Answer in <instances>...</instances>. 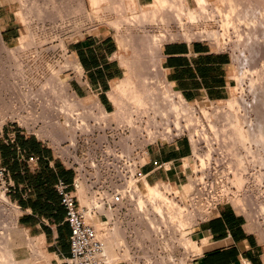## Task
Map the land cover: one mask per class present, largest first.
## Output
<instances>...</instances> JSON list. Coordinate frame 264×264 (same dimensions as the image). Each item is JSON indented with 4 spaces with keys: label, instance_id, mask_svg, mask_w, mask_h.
Returning <instances> with one entry per match:
<instances>
[{
    "label": "rangeland",
    "instance_id": "obj_1",
    "mask_svg": "<svg viewBox=\"0 0 264 264\" xmlns=\"http://www.w3.org/2000/svg\"><path fill=\"white\" fill-rule=\"evenodd\" d=\"M88 1L1 0L4 5L0 7V38L2 36L4 43L0 39V122L3 120L0 123V128L12 126L27 130L32 137H38L40 141L44 139L48 143L47 145L58 150V154L66 158H73L82 167H87L98 157L96 145L103 143V140L106 139H103L102 136L105 137L108 134L95 135L97 129L103 130L104 126L99 127L94 124V121L116 122V127L111 131L112 135L118 134L117 126L123 125L128 147L124 146V139L113 138L107 140V143H110L113 149L122 150L125 157L127 155L132 160L133 158L137 160L146 145L150 143L145 141L144 143L143 136L146 138L149 133L155 130L154 126L145 122L149 114L153 115L152 110L148 108L150 103H158L164 108L168 107L169 101L172 102V107H180L185 103L195 115V119L198 118L195 123L198 130L192 134V128L185 127L187 122L183 119L180 122L179 130H174V125H171L173 128L171 132L177 133L176 135L183 134L182 137L189 139L192 144L193 154L186 160L188 165L186 176L177 183L158 181V184L159 188L174 201L193 207L197 212L195 213L196 221L185 226L182 232L180 228H174L169 224L166 227L162 226V229L166 228L162 233L150 232L147 219H140L141 217L139 218V215L136 214V193L138 192L145 198L147 190L144 186H139V191L137 188L133 194H130L131 202L126 199L116 205L117 208L109 209L112 211L111 219H107L106 209H100V211L104 212L107 217L87 216L88 211L94 214V202L92 203L91 198L88 197V192H90L89 195H94V192L90 188L91 185L84 180L78 195L81 204L85 205L88 210L86 211V221L94 225L101 242L104 241L103 236L108 235H104V233H109V229L106 228L118 223L123 233L126 234L130 255L132 254L131 257L124 259V245H114L111 251H104L105 258L109 261L108 264L119 259H124V262L128 264H193V258L201 253L202 249L194 235L196 224L208 214L215 202L222 200L229 201L238 211L247 216L249 229L258 234L264 246V167L260 166L264 161L259 160L260 163L256 161L260 157L262 160L264 159L262 153L264 149L262 150L261 147L259 158H253L256 161L254 163L251 155L246 156L242 147L240 149V146H234L231 151L225 147L227 143L234 142L229 140L226 135L229 130L232 131L237 120L241 121L242 118L250 119L251 117L252 120H250L253 122L260 118L264 121V75H262L264 73L260 74L264 71V67H262L264 66V28L261 27L262 30L259 26V15L253 13L256 4L253 2L245 7L241 3L240 8H236L237 10L232 12L233 15H237V12L238 15L240 14V17L235 16L237 20L232 15L236 22L244 19L237 25L233 21V26L228 28L231 33V40H229L227 37L220 38L225 30L222 27L221 16L218 14L219 9L224 8L222 0H206L207 4L201 5L206 10L205 14L199 12V6L195 0H184L183 3L182 0H170L172 4L179 7L178 13L182 17L180 22L184 25L172 20L164 23L157 16H147L146 19L141 20L138 17L139 13L134 15L133 12L129 13L126 18L124 10L136 9L147 13L146 11L151 10V5L150 7L139 6L130 2L129 6L124 8L122 2L102 0L98 5L92 6L88 4ZM187 9L195 10L197 17L189 20L185 13ZM3 14L7 15V21L11 20L15 25L14 38L9 41H6L7 32L4 31ZM24 15L25 19H23ZM140 23L150 24V27L141 29L137 26ZM250 24L256 29V33L254 28L248 26ZM98 25L115 33V38L120 46L121 61L126 68L127 77L125 76L124 86L120 91L126 114L119 118L112 114H103L100 110L97 112L95 110L97 114H101L96 116L93 112L96 107L93 98L77 97L72 90L71 79L80 73V68L74 60V56L68 51V42ZM232 27L236 28L241 34L240 36L245 37L244 39L251 40L253 38L251 40V44L255 40L253 46L250 45V42L249 47L245 46L248 43L242 42L243 46L234 44L236 32L232 31ZM23 33L28 35V42L21 43L19 36ZM147 33H150L149 36H153L154 40L162 38L161 43L170 39L202 38L212 42L217 49L229 50L236 65L237 84L232 95L228 99L215 101L203 99L182 101L178 92L164 80L158 66L159 50L156 48L155 42L149 40ZM210 33H214L217 40L212 35L211 38ZM162 34L164 35L161 36ZM246 36L251 38L248 39ZM20 44H22L21 48L18 47ZM255 47L257 49H254ZM259 48L263 53H260ZM253 56L258 57H255V62L252 61ZM18 62L21 63L20 67L17 65ZM251 62L255 64L253 65ZM256 64L258 66L255 68ZM253 66L254 69H251ZM258 68L260 73L255 70ZM145 87L149 88L143 105L147 107V114L143 115V120L140 122L137 112L131 111L135 110V107L130 95ZM143 106L139 109L142 110ZM68 109H72V111ZM130 112L132 113L129 123ZM71 114L74 115V119ZM254 117L256 120L253 119ZM156 118L160 119L159 116ZM181 118H183L182 114ZM181 124L185 128H182ZM134 125L139 129L135 128L136 130H134ZM71 132L75 135V146H70L67 150ZM79 133L84 136L82 139H79ZM197 134L199 135L197 136ZM172 136L159 135L152 142L155 143ZM237 150L241 152L242 156L244 155L243 163L247 166H244L247 169L246 173L242 170L244 177H247H245V184L243 181L241 188L234 183L233 179L235 171L239 170L238 167L236 168V163L233 162L234 157L231 153ZM200 154L201 157H199ZM72 155H76V157ZM248 158L250 163L247 161ZM102 169L105 170L104 167ZM102 169L101 176L103 177L105 175ZM88 172H92L96 179H102L101 176L98 178L100 174H94V169ZM115 174H112L109 181L118 188L123 184L117 180ZM6 208L9 215H7L8 213L2 214L0 210L2 217L0 230L3 233L0 232L8 237L9 248L14 252L15 257L18 260L26 259L22 246L25 235L17 224L16 227H11L13 226L11 224L12 215L16 219L17 210L10 204L6 205ZM143 208L152 217L147 202L143 203ZM101 223L103 224L101 225ZM99 225L100 227L105 226L103 230L99 228L101 232L97 228ZM184 239H188L192 243L190 245L186 243V245ZM28 244L32 247L30 241ZM27 260L30 262L29 259ZM32 263L30 262V264Z\"/></svg>",
    "mask_w": 264,
    "mask_h": 264
},
{
    "label": "crops",
    "instance_id": "obj_2",
    "mask_svg": "<svg viewBox=\"0 0 264 264\" xmlns=\"http://www.w3.org/2000/svg\"><path fill=\"white\" fill-rule=\"evenodd\" d=\"M114 2L124 3V8L130 2L150 7L153 0ZM88 4L92 5L90 0ZM3 5L0 0V7ZM132 12L134 15L139 13L141 20L151 17L149 11L126 9V18ZM2 18L5 20L6 41L12 40L15 25L11 20L7 21L6 14ZM137 26L145 29L150 24ZM119 48L115 33L102 25L68 42V51L80 68V73L71 79L75 95L93 98L97 111L111 115L116 109L111 98L113 93L122 105L124 116L120 91L124 86L126 68ZM158 66L164 80L186 101L228 99L237 84L231 52L217 49L207 40H166L159 49ZM11 137L14 141L9 140ZM47 144L44 139L40 141L38 137H32L27 130L12 126L0 128V164L6 166L10 174L12 189L9 197L17 206L16 224L25 235L22 243L24 258L35 264H67L70 227L54 183L58 178L72 183L74 171L57 155L54 147ZM192 154L190 140L182 136L169 142L150 143L146 148L145 163L141 166L145 183L180 182L186 176V160ZM30 156H36V161H29ZM153 160L168 161L170 168L154 166ZM194 235L202 249L193 258V264H262L264 261V246L258 234L249 229L247 216L229 201L218 202L206 217L200 219ZM108 262L105 258V264ZM110 264L128 263L119 259Z\"/></svg>",
    "mask_w": 264,
    "mask_h": 264
},
{
    "label": "bare ground",
    "instance_id": "obj_3",
    "mask_svg": "<svg viewBox=\"0 0 264 264\" xmlns=\"http://www.w3.org/2000/svg\"><path fill=\"white\" fill-rule=\"evenodd\" d=\"M90 1H91L92 5H98L100 0H90ZM183 1L184 0H182V3H183ZM195 1H196V3L199 6V12H201L202 14H205L206 10L204 8H202L201 5H206L207 4L206 0H195ZM222 1L224 2V5H223L224 8H222V9L220 8L219 9L217 7V9H219V13L218 14L221 16L222 27L225 28V30H223L224 32L220 36L221 39L227 37V38H229V40H231V33L228 31V28L230 26H233L232 25L233 21L237 20L236 17H238L240 15V14L238 15L237 11L236 12H237L238 16L237 15H233L232 12L235 11L236 8H240V4L241 3H243L245 5V7H248L253 2L256 4V5L253 4L255 6V10L253 11V13H257L259 15V18H260V20H259L260 21V23H259L260 25L259 26H260V28L261 27L264 28V0H244V1H242V0H222ZM238 10H240V9H238ZM178 12H179V7L178 6L176 7V4H172L170 2V0H153V2L151 3V10L148 13L150 14V16H157L158 19L160 21L164 22V23H167V22L172 20V21H177V22L181 23L182 25H184V23L180 22L182 17L179 15ZM236 12H235V14H236ZM185 13L187 14L189 20H192L193 18L197 17V14H196L195 10L187 9ZM232 15L234 17L236 16L235 20H233L234 18H233ZM25 18H26V16L23 17V19H25ZM242 19H244V18H242ZM242 19H241V21H242ZM241 21L239 20L238 22H241ZM238 22H236L234 24L237 25ZM243 22H245V20H243ZM241 24H243V23H241ZM252 24H250L248 26L254 28L252 26ZM245 26H247V24ZM254 26H255V23H254ZM27 27H28V25H27ZM263 28H261V29L263 30ZM254 29H253V31H254ZM262 30H260V31H262ZM232 31L236 32L235 33V37H236L235 39L236 40L234 39L235 40L234 44H236V45L241 44L242 46H243V43H248L247 45L244 44L245 46H248L249 42H250V45L254 44L253 42L255 40L252 41V44H251V40L253 38L251 40L244 39L245 37H241L240 36L241 34L237 31L236 28H233V27H232ZM254 32L256 33V29H255ZM263 32H264V30H263ZM213 34L214 33H210V37H211V35L214 36ZM252 34H253V32H252ZM163 35L164 34H162L161 36H163ZM262 35H263V33H262ZM19 37H20L21 43H23L25 41H27V42L29 41L28 35L25 34V33H23ZM147 37H149L150 41H154L155 42V46L159 50L160 46H161L162 38H160L158 40H154L153 36H147ZM214 37H215L214 39L217 40L216 39L217 36H214ZM247 37L248 36H246V38ZM250 38L248 37V39H250ZM0 39L3 42L2 36H1ZM255 46L257 47V45H255ZM18 47L21 48L22 44H20ZM248 47H246V48L249 50ZM256 47L254 49H257ZM258 47H260V46H258ZM260 50H261L260 53H263L262 49H260ZM263 51H264V49H263ZM257 52L259 53V50ZM257 52H256V54H257ZM253 57L254 58H252L253 59L252 61L255 62L254 59L257 56H253ZM262 57H263V55H262ZM261 62H263V61H261ZM252 64L254 65L255 63H252ZM252 64H251V66H252ZM17 65H19L18 67H20L21 63L18 62ZM261 65H263V64L261 63ZM248 66L250 67V65H248ZM256 66H258V65L256 64L255 68H256ZM262 67H264V66H262ZM252 68L254 69V66L251 67V69ZM255 70L257 72H259L258 71L259 68L255 69ZM261 70H262V68H261ZM262 73H264V71L261 72L260 74H262ZM262 75H264V74H262ZM261 77L262 76H260V78ZM65 84H66V82H65ZM148 91H149V88L145 87L144 89H142L140 91H136V93L130 95V98H132L133 103H134L133 106L135 107V110L132 109L131 111L132 112L133 111L137 112V114H138L137 117H138V120L140 122L143 120V115L147 114V107L143 106V105H144L145 96L147 95ZM178 96H180L182 101L184 100V98H182L180 94ZM111 98H112V100H113V102H114V104L116 106L115 111H113L111 114L119 118L120 116H122V105H121V103H119L118 98L116 97L115 94L112 93L111 94ZM141 106L144 107V108H142V110L139 109V107H141ZM148 108H150L152 110L153 115L149 114L147 119L145 120V122L147 124H149V125L154 126L155 130H154V132L149 133L148 137L145 138L143 136V138H144L143 142L144 141L145 142H152L159 135H161V136L165 135V137H166V135L168 133H170V125L173 124L176 128H178V127H180V122L183 119L187 122L185 124V127H187V128L191 127L192 128V131H191L192 134H195L196 131L198 130L197 129V125L195 124L197 122L196 120H198V118L195 119V117H194L195 115L192 114V111L189 109L188 106L185 105V103L181 104L180 107H177V106L172 107V102L169 101L167 108H164L163 106H160L158 103L157 104L156 103H150V106ZM68 110L72 111V109L71 110L68 109ZM132 112L129 113V117H128L129 123L131 122V115L130 114ZM263 113H264V110H263ZM125 114L126 113H125V110H124V116H125ZM181 114H182L183 118H181ZM11 115H10V117H11ZM157 116H159L160 119H157L156 118ZM260 117H261V115H260ZM255 118L256 117H254L253 119H255ZM250 119H251V117H250ZM250 119L242 118L241 121H238V120L236 121L237 123L235 124L234 127H232V131L229 130L227 135H226V137L229 140H233L234 142L227 143L225 145V147L227 148L228 151H231V149L233 150L234 146L235 147H239L240 146L239 147L240 149L242 147L245 150L244 152H246V154H247L246 156L251 155L252 160H254L253 159L254 157L255 158L256 157L259 158L261 156L260 155L261 154V147H262V150L264 149V121H262L261 118H260V120L258 119L257 121H254V122L251 121L252 119L251 120ZM2 121L0 123H2ZM181 126H182V124H181ZM183 127L184 126H182V128ZM135 128L137 130L139 129L138 126L134 125V130H136ZM159 128H161V129H159ZM171 129H173V128H171ZM179 129H177V130H179ZM198 135L199 134H197V136ZM128 137L131 138L132 136H128ZM200 138H201V136H200ZM68 139L70 141L69 146L74 147L75 146V135H74L73 132L70 133V136H69ZM125 139H126V136H124V146L128 147ZM236 149H238V148H236ZM239 150L233 151V153H231V152L230 153L233 155V157H234L233 158V160H234L233 162L236 163V168L238 167V170H239L237 172L235 171V173H234V178H233L234 179V183L239 188H241V186L243 185V181H244V184H245V180H246L245 177H247V176L244 177V173H246L247 169L244 168V166L246 165V164L243 163L244 162L243 161L244 155L242 156V154H241V152ZM262 153L264 154V150H263ZM199 157H201V154L199 155ZM259 160L260 161H264V159L262 160L261 157L259 159H257L256 161L258 162ZM247 161L250 163L249 158H248ZM256 161L254 163H256ZM260 161H259V163H260ZM263 163L264 162L261 163L262 165L260 164L261 167L262 166L264 167ZM245 167H247V166H245ZM242 170L244 171V173H243ZM145 187H146V190H147L145 198H143V196L141 194H138V192L136 193V203H137L136 214L139 215V218L141 217L140 219H142V218L143 219L144 218L147 219L146 222L149 224L148 230L150 232H153L155 234L162 233L164 230H166V228L162 229V226L166 227L168 224L170 226L174 227V228H177V229L180 228V230L182 232V229L185 226H187L189 224L191 225L194 220L196 221V214L195 213H197V212H195V209L193 207H191L190 205H187V204H184V203H180V202L178 203V202H176V200L174 201L173 198L168 197L165 194V192L162 191L159 188L158 182H155L154 184H150V183L146 182L145 183ZM135 191H136V188H135ZM82 200H83V198H82ZM86 201L88 202V200H86ZM7 202H8V198L7 197H0V210H1L2 214L3 213H6V214L8 213L7 208H6ZM145 202H147L149 204V206H150V209H151V212H152V217L149 216L148 211L143 208V203H145ZM84 203H86V202H84ZM90 212L89 211L87 212L88 213L87 216L91 217L92 215H91ZM106 213H107V216L109 217L108 220L111 219L112 211L108 209V210H106ZM10 214H12V213H10ZM7 215H9V213ZM12 216H13V218H12L11 224H13V226H11V227L14 228V226L16 227V219L14 218V215H12ZM1 219H2V217L0 218V223H1ZM106 223H108V222H106ZM102 224L103 223H101V225ZM113 225L111 227H109V228L105 225L107 227L106 229H109L108 230L109 233L105 232L106 229L104 230V232H105L104 235L108 234L106 236H103L104 241H102V243H103L104 251L105 252L106 251L107 252L111 251L113 249L114 245H121V246L124 245V254H123L124 255V259L131 257L132 254L130 255V247H129V244L127 243V238H126L125 232L123 233V230H122L121 226L118 223H116L114 226ZM105 226L100 227V225H99V227L97 226V228L98 229L102 228V230H103ZM99 230L101 232V229H99ZM0 231L3 233L2 230H0ZM1 232H0V244H1L0 245V264H30L31 261L29 262L27 259H22V260L19 259L18 260L15 257L14 252L9 248L8 237H6V235L2 234ZM9 234H11V233L9 232ZM184 242H185V244L187 243L189 245H190V243H192L188 239H184Z\"/></svg>",
    "mask_w": 264,
    "mask_h": 264
},
{
    "label": "built area",
    "instance_id": "obj_4",
    "mask_svg": "<svg viewBox=\"0 0 264 264\" xmlns=\"http://www.w3.org/2000/svg\"><path fill=\"white\" fill-rule=\"evenodd\" d=\"M95 110L96 109L94 108V114H96V116H100L101 114H97V110L96 112ZM101 113L109 115V113L106 112L101 111ZM103 114L102 116H104ZM72 118L74 119V115H72ZM94 122V124L99 125V127L104 126L103 130L97 129L95 135L102 136L103 133L108 134H106L105 137L102 136L103 139H106L103 140V143H98L96 145L98 149V157L91 162L90 166L82 167L77 160L73 158H66L58 154V150L54 148L57 155L74 171L72 183H67L62 178H58L54 183V188L60 197V202L65 208L66 221L70 227V255L69 257H67V264H105L103 244L96 233L94 225L86 221L87 207L81 204L78 195L79 190H81V186L84 184V180H86V182L91 185L90 188L94 192V195H89L90 192H88V197L91 198L90 201L92 203L94 202V214L89 211L92 215L91 217H107L104 212L100 211V209H115L117 208L115 207L116 205L122 203L126 199L131 202L130 194H133L135 188L137 189L139 186L145 187L144 174L141 172V166L145 163L146 148L150 143L153 142H150L146 145L145 150L141 153L140 157H138L137 160L136 158H133L132 160L127 155L125 157L122 150H120L119 148L113 149L111 144L107 143V140H112L113 138L123 140L124 126H117L118 128L116 129L118 130V134L112 135L111 131L114 127H116V122ZM171 125L170 133H168L167 135L169 136L172 134L173 136L161 141L169 142L183 136V134L176 135L177 133H172ZM174 128V130H177L180 127L176 128L174 126ZM78 137L79 139H82L84 136L79 133ZM9 140L14 141V138L11 137ZM69 147L70 146L68 145L67 150H69ZM64 153L67 152L64 151ZM72 156L76 157V155ZM36 159V156L28 157L29 161H36ZM152 163L154 166L162 167L164 169L170 168V162L168 161L153 160ZM102 167H104L105 170L102 169ZM93 169L94 174H100L98 178H100L101 176V169L103 170V174L105 176H101L102 179L100 180L96 179V176L93 175L92 172H88ZM116 172L117 174H115ZM112 174H115L117 176V180L121 181V184L123 185L118 188H116L115 185H112V183L109 181V178H112ZM11 189L12 183L9 171L6 166L0 164V197H7L8 204H10L15 209L17 208V206L9 197ZM218 202L221 201L215 202L211 209Z\"/></svg>",
    "mask_w": 264,
    "mask_h": 264
}]
</instances>
